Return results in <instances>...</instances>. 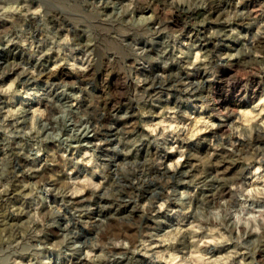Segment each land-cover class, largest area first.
Listing matches in <instances>:
<instances>
[{
	"label": "rangeland",
	"instance_id": "374dc122",
	"mask_svg": "<svg viewBox=\"0 0 264 264\" xmlns=\"http://www.w3.org/2000/svg\"><path fill=\"white\" fill-rule=\"evenodd\" d=\"M237 2L0 0V264H264V0Z\"/></svg>",
	"mask_w": 264,
	"mask_h": 264
},
{
	"label": "clouds",
	"instance_id": "9594fccd",
	"mask_svg": "<svg viewBox=\"0 0 264 264\" xmlns=\"http://www.w3.org/2000/svg\"><path fill=\"white\" fill-rule=\"evenodd\" d=\"M101 2H103V0H101ZM109 2H111V0H109ZM173 3H176V0H173ZM240 3H243V0H238L237 2V7H239V4ZM0 9H2V12H11V11H18V9L16 8H12V7H9V8H2V6H0ZM234 15L236 16H243L244 13H235ZM143 20V18H141ZM260 28L261 29H264V24L260 25ZM260 36H264V31H258L257 32V38L260 37ZM62 43H70V40L68 37H65V40L62 41ZM10 91V89H6V88H0V93H8ZM17 113L20 112V109H17L16 110ZM16 113H12L11 111L9 112V116H14ZM40 115H43V113H40ZM203 123L207 124L208 125V129H211V128H215L216 125L215 124H211L210 121H203ZM0 130H6V129H3V128H0ZM153 135H155V132L153 131ZM176 149H169V151H175ZM179 160L176 161L173 165H171L170 167V170L175 173L178 168H179ZM0 179H3V174H0ZM170 182V180H169ZM7 186H4V187H0V193H2L3 191H5ZM94 188H98L100 186H97V185H93ZM166 204H167V201H164L162 203H160L159 205H157V209L162 211L164 210V208L166 207ZM145 208L148 207V205H145L144 206ZM5 230L4 229H0V246H2L3 244L5 243H9L11 244V241L14 239V237H9V236H6L5 234ZM20 241H17L15 244H11V247L8 249V251H12L13 249H17L20 247ZM119 246V245H117ZM13 264H22L21 261H18V260H13ZM29 264H32V261L29 262ZM45 264H47V262H45Z\"/></svg>",
	"mask_w": 264,
	"mask_h": 264
}]
</instances>
